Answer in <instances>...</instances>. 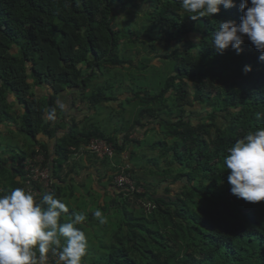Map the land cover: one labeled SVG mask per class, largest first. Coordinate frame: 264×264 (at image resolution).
<instances>
[{
	"label": "trees",
	"instance_id": "1",
	"mask_svg": "<svg viewBox=\"0 0 264 264\" xmlns=\"http://www.w3.org/2000/svg\"><path fill=\"white\" fill-rule=\"evenodd\" d=\"M140 2L155 12L141 16H149L148 24L159 33L152 40H165V46L157 41L149 52L175 64L174 71L154 95L127 93L131 95L127 102L138 103L130 129L108 134L84 114L87 120L80 128L82 121L67 118L58 103L61 97L78 93L86 111L92 113L117 101L107 92L116 94L122 85L96 81L104 68L127 64L120 58L114 15L117 8L139 12ZM240 2L235 0V7L224 8L227 16L215 14L216 21L207 25L205 17L190 19L179 0H0V124H20L21 132L34 143L29 151L8 159L0 155V186L27 187L25 163L35 158L39 147L46 160L53 158L52 191L58 198L78 201L77 191L86 188L94 197L93 187H87L83 178L76 181L75 176L91 170L87 163L103 159L110 169L105 176L109 189L99 190L103 194L97 206L107 223L100 225L92 213L86 214L88 220L81 227L90 230L85 232L87 257L93 258H85L84 264H264V201L249 203L232 195L227 181L230 170L222 163L237 139L264 128V119H257V113H264V61L247 38L239 55L231 48L219 54L211 46L220 22H240ZM190 33L200 35L198 44L186 37ZM245 66H251V71L245 73ZM146 67L142 64L137 70L143 72ZM37 91L45 95L38 98ZM10 97L19 108L16 117ZM194 102L207 107L203 123L195 124L187 115L186 108H195ZM122 106L115 108L118 114L123 113ZM50 115L54 118L49 119ZM156 127L173 142H156L153 148H161L162 157L172 153V162L160 167L148 159L152 178L144 179L131 149H142L144 139L130 136L158 132ZM61 131L63 137L58 138ZM93 139L112 144L114 156L85 150ZM126 148L129 163L118 166ZM76 154L83 159H74ZM121 173L133 179L136 192L113 190L114 178ZM95 174L98 177L94 172L87 178ZM176 185H181L179 193L171 189ZM34 187L41 188L37 183ZM69 207L73 210L70 203ZM50 258L49 264H55V258Z\"/></svg>",
	"mask_w": 264,
	"mask_h": 264
},
{
	"label": "clouds",
	"instance_id": "2",
	"mask_svg": "<svg viewBox=\"0 0 264 264\" xmlns=\"http://www.w3.org/2000/svg\"><path fill=\"white\" fill-rule=\"evenodd\" d=\"M179 3L190 19L205 17L206 24L216 21L215 14L227 16L224 8L236 6L235 0H179ZM239 8L240 22H220L212 33L211 46L219 54L231 48L239 55L247 38L261 53L258 59L264 61V0H241ZM196 36L198 44L201 37ZM244 71H251V66H245ZM59 108L64 110L66 105L60 103ZM257 119H264V113H257ZM132 135L134 138L130 139H144L142 135ZM38 149L41 152L38 147L36 153ZM124 160L129 163L128 153ZM222 163L230 170L227 181L232 195L249 203L264 201V128L237 139L227 149ZM92 216L100 225L107 223L100 209ZM87 220L84 212L70 210L54 191L45 189L36 194L26 186H0V264H49L50 256L55 258V264H84L89 240L81 225Z\"/></svg>",
	"mask_w": 264,
	"mask_h": 264
},
{
	"label": "rangeland",
	"instance_id": "3",
	"mask_svg": "<svg viewBox=\"0 0 264 264\" xmlns=\"http://www.w3.org/2000/svg\"><path fill=\"white\" fill-rule=\"evenodd\" d=\"M124 12L125 11L123 9L117 8L116 13L114 15V26L115 29L120 33V58L126 61L127 64L122 66L121 68H104V73H99L98 79L96 81L97 84L100 85L105 84L106 82H108V80L115 81L118 85H122L121 90L116 91V94L114 93V91H111L112 94L107 92V94L116 97L117 101L109 105H104V107L112 106L113 109L99 107L97 108V111L93 114L94 116L90 115V113L88 114V116H90L88 120H90L92 123L97 124L108 134H113V131L118 129H130L136 119L135 116L138 103L127 102L126 98L128 96L131 97V95H127V93L136 94L140 91H143L148 92L151 95L156 94L160 89V84L169 77V75L174 71L175 67V64L171 62L162 61L161 59H158L156 57V54L149 52V46L153 45L158 41L153 40L157 39L159 33L157 30L152 29L151 24H148L149 16H147V19L142 18L141 16L149 14L151 15L155 13L151 5L146 4L144 2H140L139 12L136 9H127V12ZM186 37L188 39H191V41L194 43H197L199 39L196 35L191 33L188 34ZM156 44L158 46H165V40L161 39ZM130 62L132 63V65L134 64V66H138V69L142 66V64L146 65V71L141 72L140 70H137V68L134 67L130 69ZM42 95H45L44 91H37L38 98H41ZM189 98L191 100H194L192 95ZM81 100L82 98L78 93L74 94L73 92H71L68 95L61 97V100L59 101L58 105L60 103H64L66 105V108L63 111L65 112L67 118H69L68 116L80 118L82 123H79V127L84 128L87 119H82L83 115L79 116L81 110L85 107L84 103ZM13 101V98L10 97L9 104L10 106H12V112L14 113L19 108L14 105ZM119 103H123L122 114H118V110L115 109L119 108ZM194 106L195 108H186L188 110L187 115L190 116V118L194 121L195 124L197 122L203 123L204 113L207 107H204L201 102H199V104L198 102H194ZM208 110H210V108H208ZM189 111H194V114H189ZM14 116L16 117L15 113ZM219 120L224 121L223 117H221ZM219 123L221 124V122ZM19 126H9L7 123L3 125L0 124V155L4 159H8L16 153H20L21 151H29L31 149V145L34 144L32 138L28 137L27 134L21 132ZM153 128L155 127L153 126ZM62 132L63 131H61L59 134H61ZM141 135L144 136L143 132H140V136ZM131 138H134V135H131ZM156 142L172 143L173 139L168 138L163 129L158 128V132L149 130V133L144 136V141L141 144L142 149H139L138 146L136 148H132L138 156L140 163L139 169L143 172L140 176H142L144 179L152 178V174L149 171L152 165H149L147 163L148 159H153L160 167H165L168 162H172V153L169 154L167 157H162L160 151L161 148H153V145ZM134 145L135 144H133L132 146ZM25 147L26 150L24 149ZM127 147H129V145ZM129 149L126 148V151H124V153H122V155L120 156V162H118V166L122 167L128 164L125 162L124 158H126L127 151ZM88 167H90L91 173L95 172L98 174L99 177L98 178L95 174L94 177L91 176V178L87 180L86 186L89 188L93 187L94 191H91V193L94 195V197H90L88 195V191H86L88 188H86L85 191H77V193L81 195V198H79L78 201L64 200V202L68 205L70 203V206L73 210H77L78 212H84L85 214H91L95 210L100 209V206H97L99 203L97 202V200L100 199V196L103 193H98L97 190L109 189L108 181L105 176L109 173L110 169H108V166L105 165L103 159L93 161V163L90 164ZM180 187L181 185H176L171 189L175 193H179ZM140 191L143 190L140 189ZM157 191L162 193V187H159ZM107 199L108 201L106 202H110V199ZM71 203L73 204L71 205ZM82 228L84 232H90V230L86 229L85 227L82 226ZM86 258L88 260H91L93 257ZM50 260H52V258H50L49 261Z\"/></svg>",
	"mask_w": 264,
	"mask_h": 264
},
{
	"label": "built area",
	"instance_id": "4",
	"mask_svg": "<svg viewBox=\"0 0 264 264\" xmlns=\"http://www.w3.org/2000/svg\"><path fill=\"white\" fill-rule=\"evenodd\" d=\"M85 150L99 154L101 156L113 157L114 156V146L104 140H92ZM37 155L34 159L27 161L25 171L27 172L26 178L28 181V188H30L34 193L40 194L45 189L52 191L53 176L51 174L53 158L46 160L43 153L37 150ZM127 159V156L126 158ZM34 183L41 186L40 189H35ZM114 189L121 193H134L137 191L136 185L133 180L126 174H119L114 178Z\"/></svg>",
	"mask_w": 264,
	"mask_h": 264
},
{
	"label": "crops",
	"instance_id": "5",
	"mask_svg": "<svg viewBox=\"0 0 264 264\" xmlns=\"http://www.w3.org/2000/svg\"><path fill=\"white\" fill-rule=\"evenodd\" d=\"M105 108H107V107H105ZM86 110H87V105L85 104V107H84V109L81 110L79 116H80V115H83V114H85V116H88L89 113H88ZM94 113H95V112H92V113H90V114H94ZM85 116H84V117H85ZM84 117L82 116V119H83ZM79 119H80V118H79ZM59 133H60V132H59ZM59 133H58L57 137H58V138H62V137H63V133H61V134H59ZM123 137H124V135H121V136H120V138H121L120 141H121V142H122V138H123ZM41 139H44V138H43V137H40V140H41ZM44 140H45V139H44ZM45 141H47V140H45ZM129 148H130V147H129ZM131 149H132V148H131ZM131 149H130V150H131ZM80 157H82V154H76V155L74 156V159H78V158H79L78 160H81ZM82 159H83V157H82ZM89 165H90V164L87 163V164H86V167H88ZM78 167H79L78 171H79V170L81 171L82 168L80 167V165H78L77 168H78ZM89 168H90V167H89ZM75 171H77V169H75ZM78 171H77V172H78ZM90 173H91V172H90L89 169H86V171H85V170L82 171V175H81V176H79V177H78V176H75L76 181L79 180L80 178H83L84 181H82V182H86L87 179H88V178H87V175L90 174ZM82 182H78V183L80 184V183H82ZM102 190H103V189H102ZM97 192L99 193V190H97ZM76 196L78 197V199L81 198V197L78 196V195H76ZM74 200H75V199H74ZM72 204H73V203H71V205H72Z\"/></svg>",
	"mask_w": 264,
	"mask_h": 264
}]
</instances>
